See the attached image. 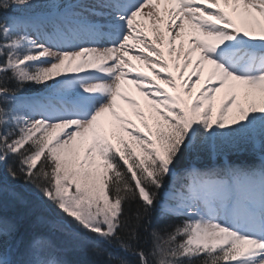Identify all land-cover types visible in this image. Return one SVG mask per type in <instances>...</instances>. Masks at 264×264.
Listing matches in <instances>:
<instances>
[{"label":"snow or ice","instance_id":"obj_1","mask_svg":"<svg viewBox=\"0 0 264 264\" xmlns=\"http://www.w3.org/2000/svg\"><path fill=\"white\" fill-rule=\"evenodd\" d=\"M79 254L264 264V0H0V264Z\"/></svg>","mask_w":264,"mask_h":264},{"label":"trees","instance_id":"obj_2","mask_svg":"<svg viewBox=\"0 0 264 264\" xmlns=\"http://www.w3.org/2000/svg\"><path fill=\"white\" fill-rule=\"evenodd\" d=\"M235 158L236 157H233V159ZM239 159L248 160L250 159V157L248 156L247 153H244L240 155ZM6 211H8L10 214H18L20 216L21 224H22V232L26 236H29L33 233L39 234V233L46 231L43 225L37 222H34L30 217L26 216L22 209L9 207L6 209ZM73 259L80 261L81 264H86V262L90 258L87 255L79 254V255L74 256Z\"/></svg>","mask_w":264,"mask_h":264},{"label":"rangeland","instance_id":"obj_3","mask_svg":"<svg viewBox=\"0 0 264 264\" xmlns=\"http://www.w3.org/2000/svg\"><path fill=\"white\" fill-rule=\"evenodd\" d=\"M179 43V41L177 42ZM133 63L137 65L138 68H140L141 71L148 72L149 75H152V73L145 67L144 65L140 64L139 61L133 60ZM126 87L129 89V92L131 95H133L136 99H138L141 102V105H144L146 103L145 98L140 95L139 92H137L136 88L134 85H126ZM201 85H197V88L194 90V92L199 91ZM221 94H217V104H219V99H220ZM125 109L131 114V109L127 107V105L124 106ZM135 119V117H133ZM139 123V121H137Z\"/></svg>","mask_w":264,"mask_h":264}]
</instances>
